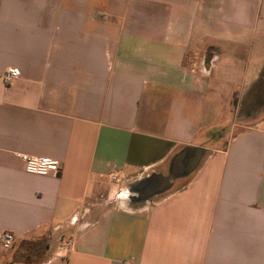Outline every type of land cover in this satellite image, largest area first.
Returning <instances> with one entry per match:
<instances>
[{
  "label": "crops",
  "instance_id": "0c3cea01",
  "mask_svg": "<svg viewBox=\"0 0 264 264\" xmlns=\"http://www.w3.org/2000/svg\"><path fill=\"white\" fill-rule=\"evenodd\" d=\"M262 73L264 0H0V234L48 238L34 264H264V109L209 137L231 100L264 97L248 94ZM15 152L60 170L28 173Z\"/></svg>",
  "mask_w": 264,
  "mask_h": 264
},
{
  "label": "rangeland",
  "instance_id": "374dc122",
  "mask_svg": "<svg viewBox=\"0 0 264 264\" xmlns=\"http://www.w3.org/2000/svg\"><path fill=\"white\" fill-rule=\"evenodd\" d=\"M252 69V66H245V67H236L235 68V83L236 85V89L240 90L243 94L245 93V91H247L248 87H249V78H250V71ZM229 82L226 79H221L219 81L218 84V91H217V95L220 97H222L224 95V90L229 86ZM233 101H235L236 103L238 102V104H240L239 109L233 111L230 116H228V123L227 125H225L224 127H220L221 129L219 130L221 133V136L219 137V134H215V136H213V134H210L209 137H212L213 139L219 140L218 145H223L225 142V138H224V134H226L227 132H231L232 134L238 132L241 129H244L245 126L249 125L250 123H252L257 117V114H252V110L251 109V114L247 113L248 109L247 106L251 101H255V99H251V98H243L240 100H231L230 104H233ZM254 112V110H253ZM224 113L222 111H220L219 116H218V121H221L224 119ZM224 128V129H223ZM231 128V130H230ZM9 249H4L2 250L4 252L9 251Z\"/></svg>",
  "mask_w": 264,
  "mask_h": 264
},
{
  "label": "trees",
  "instance_id": "16d2710c",
  "mask_svg": "<svg viewBox=\"0 0 264 264\" xmlns=\"http://www.w3.org/2000/svg\"><path fill=\"white\" fill-rule=\"evenodd\" d=\"M264 93V74H260L251 84L248 94ZM253 102V101H252ZM253 109H264V97L256 98L253 102ZM224 129V128H223ZM219 137L220 131L217 132ZM213 136H215L213 134ZM48 245V238L31 237L13 244L9 253L4 256L3 264H34L45 258V247ZM44 251V252H43Z\"/></svg>",
  "mask_w": 264,
  "mask_h": 264
},
{
  "label": "built area",
  "instance_id": "2783aa9c",
  "mask_svg": "<svg viewBox=\"0 0 264 264\" xmlns=\"http://www.w3.org/2000/svg\"><path fill=\"white\" fill-rule=\"evenodd\" d=\"M18 77V71L15 67H9L3 75L6 83ZM15 155L22 161L24 170L28 173L38 175L56 174L60 170V163L49 156H36L24 152H15ZM114 178L113 176L111 177ZM14 235L9 231H3L0 234V241L2 248L9 249L14 242ZM74 248V241L72 238H65L60 241L59 249L62 255L67 254Z\"/></svg>",
  "mask_w": 264,
  "mask_h": 264
},
{
  "label": "flooded vegetation",
  "instance_id": "af4514ba",
  "mask_svg": "<svg viewBox=\"0 0 264 264\" xmlns=\"http://www.w3.org/2000/svg\"><path fill=\"white\" fill-rule=\"evenodd\" d=\"M195 155V150H189L186 149L184 152V160L181 162V164H176L175 166L172 167V170L169 174V178H171L172 176L181 173L184 169H186L191 160L192 157ZM151 182L148 181H144L141 182L137 185V189H138V196L139 197H144L150 190H151ZM155 185H157V183H155Z\"/></svg>",
  "mask_w": 264,
  "mask_h": 264
},
{
  "label": "water",
  "instance_id": "95a60500",
  "mask_svg": "<svg viewBox=\"0 0 264 264\" xmlns=\"http://www.w3.org/2000/svg\"><path fill=\"white\" fill-rule=\"evenodd\" d=\"M203 153H204V149L201 147H197L195 155L192 157V160H191L189 166L184 170V172H191L193 169H195V167L198 165L200 158L202 157ZM164 180L166 182L165 187H168L170 185V183L168 182V178L165 177ZM161 189H163V188H161Z\"/></svg>",
  "mask_w": 264,
  "mask_h": 264
}]
</instances>
